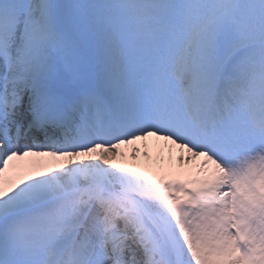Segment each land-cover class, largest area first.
<instances>
[{
	"label": "snow or ice",
	"instance_id": "obj_1",
	"mask_svg": "<svg viewBox=\"0 0 264 264\" xmlns=\"http://www.w3.org/2000/svg\"><path fill=\"white\" fill-rule=\"evenodd\" d=\"M0 264H264V0H0Z\"/></svg>",
	"mask_w": 264,
	"mask_h": 264
},
{
	"label": "bare ground",
	"instance_id": "obj_2",
	"mask_svg": "<svg viewBox=\"0 0 264 264\" xmlns=\"http://www.w3.org/2000/svg\"><path fill=\"white\" fill-rule=\"evenodd\" d=\"M139 146L143 148V152H147V157H146L147 161L154 159V158L157 159V165H156L157 169L162 168L163 170H167L169 168L168 146H163L162 142L155 141V140L144 141ZM121 151L123 153L128 152L124 148H122ZM139 154H141V153H139ZM174 154H175V152L173 153V156H174ZM141 160H144L143 156L140 159L132 160V166L139 167V166L144 165V164L140 163ZM117 162L120 163V160H117ZM198 162L199 161H194L193 163L195 164ZM19 163L27 164V163H29V161L19 162ZM172 167L173 168L175 167L174 159L172 160ZM148 168L149 167L147 166L146 169H148Z\"/></svg>",
	"mask_w": 264,
	"mask_h": 264
},
{
	"label": "rangeland",
	"instance_id": "obj_3",
	"mask_svg": "<svg viewBox=\"0 0 264 264\" xmlns=\"http://www.w3.org/2000/svg\"><path fill=\"white\" fill-rule=\"evenodd\" d=\"M152 163H154V160H153V161H151V164H152ZM147 165H149V163H148ZM147 165H146V167H147ZM140 168H142V166H141Z\"/></svg>",
	"mask_w": 264,
	"mask_h": 264
}]
</instances>
